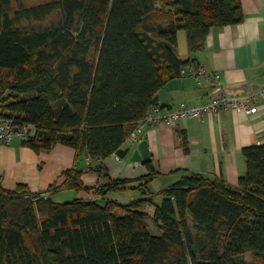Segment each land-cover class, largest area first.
I'll list each match as a JSON object with an SVG mask.
<instances>
[{"label": "trees", "instance_id": "obj_1", "mask_svg": "<svg viewBox=\"0 0 264 264\" xmlns=\"http://www.w3.org/2000/svg\"><path fill=\"white\" fill-rule=\"evenodd\" d=\"M243 19L240 0H0V118L32 125L23 145L36 153L62 145L105 161L180 78L178 32L195 53L212 29ZM178 138L189 154L186 133ZM242 154L246 173L234 186L184 171L157 194L152 162L134 188L101 163L90 168L94 188L68 171L65 188L95 198L64 203L54 186L49 196L8 191L0 176V264H264V144ZM129 189L137 200L109 199Z\"/></svg>", "mask_w": 264, "mask_h": 264}, {"label": "crops", "instance_id": "obj_2", "mask_svg": "<svg viewBox=\"0 0 264 264\" xmlns=\"http://www.w3.org/2000/svg\"><path fill=\"white\" fill-rule=\"evenodd\" d=\"M240 1L243 21L212 29L200 51L190 53L186 33L178 32L177 51L179 59L187 63L186 76L168 82L159 91V107L175 110L182 105L200 107L209 104L215 90L210 85L199 86L191 76L198 68L219 73L223 92L230 96L264 89V0ZM180 132L187 135L189 154L179 145ZM144 139L148 140L151 162L159 174L148 184L151 193L157 194L179 182L184 171L222 179L234 186L246 173L243 149L264 144V105L259 104L257 113L252 116L223 110L217 117L208 115L203 120L179 121L174 127H146L141 141ZM136 148H131L124 159L113 155L99 162L86 154L79 156L75 150L62 145L55 146L50 152L36 153L19 140L10 145L0 143L2 185L8 191L23 185L32 194L48 196L54 186L52 197L59 203L92 200L95 198L93 191L66 189L65 173L82 172L80 181L83 186L94 188L101 181L99 174L90 168L101 163L112 179L134 180L128 187H137L144 183L140 180L148 175V170L144 162L130 161ZM61 194L68 196L60 200ZM138 198V192L131 189L109 195V199L121 204Z\"/></svg>", "mask_w": 264, "mask_h": 264}, {"label": "built area", "instance_id": "obj_3", "mask_svg": "<svg viewBox=\"0 0 264 264\" xmlns=\"http://www.w3.org/2000/svg\"><path fill=\"white\" fill-rule=\"evenodd\" d=\"M180 75L186 76V69L182 68ZM199 86L210 85L215 90V95L210 103L200 107L182 105L175 110H165L159 106H153L145 118L138 122L136 129L127 140V147H136L146 127L156 128L160 125L174 127L179 121L189 119L203 120L205 116L217 117L223 110H233L239 115L252 116L257 113L258 105H264V89L257 92H249L240 96H230L223 92L221 75L217 72H209L205 68H198L192 74ZM35 134L32 125L17 127L13 120L0 118V143L10 145L14 140L28 142Z\"/></svg>", "mask_w": 264, "mask_h": 264}, {"label": "water", "instance_id": "obj_4", "mask_svg": "<svg viewBox=\"0 0 264 264\" xmlns=\"http://www.w3.org/2000/svg\"><path fill=\"white\" fill-rule=\"evenodd\" d=\"M159 97L156 96L154 99L155 105L159 106L158 102ZM131 151V148L128 147L126 149H121L116 152L115 156L118 157L119 159H124ZM152 156L149 151V143L147 139L142 140L138 145L135 150L131 153V162H151Z\"/></svg>", "mask_w": 264, "mask_h": 264}, {"label": "rangeland", "instance_id": "obj_5", "mask_svg": "<svg viewBox=\"0 0 264 264\" xmlns=\"http://www.w3.org/2000/svg\"><path fill=\"white\" fill-rule=\"evenodd\" d=\"M66 196H68V195H67V194H61V195L59 196L58 199L62 200V199H64ZM160 201H161L160 198L155 199V202H157V203H160ZM143 211L146 212V213L152 218V216H153V214H154V207L146 206V207L143 209ZM149 225H150V230H151V232L157 234V232H156V231L154 230V228H153V224H152V222L149 221ZM245 258H246L247 261H251V260H252V257H251L250 255H246Z\"/></svg>", "mask_w": 264, "mask_h": 264}]
</instances>
